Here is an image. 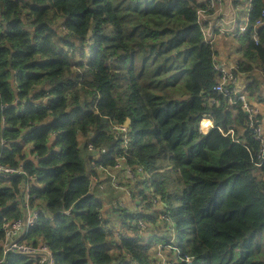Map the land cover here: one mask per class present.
<instances>
[{"label":"trees","instance_id":"1","mask_svg":"<svg viewBox=\"0 0 264 264\" xmlns=\"http://www.w3.org/2000/svg\"><path fill=\"white\" fill-rule=\"evenodd\" d=\"M209 4L208 0H119L115 5L113 0H0V119L5 120L3 135L7 140L2 163L11 167L22 165L27 174L29 206L40 211L27 239L44 242L52 251L55 264H63L70 256L78 257L71 245L80 236L78 231L65 235L72 231L76 221L69 222L68 214L55 210L60 202L57 197L63 193V199L70 201L89 182L90 178L81 172V148L96 145L105 137L102 127H91L94 113L89 107L93 100L89 88L93 87L94 70L109 73L110 80L124 79L132 102L146 99L150 111L132 121L135 136L163 142L172 152L186 148V168L196 158H202L205 149L222 133L225 142L238 135L239 129L230 126L233 113L241 124L250 122L242 102L235 96L223 113L212 105L213 101L227 104L228 99L213 90L218 81L216 61L213 46L208 42L211 39L205 38L199 20V14L214 12ZM263 12L264 0H251L248 26L237 37L241 57L236 61L234 75H244L249 80L243 91L249 103L254 98L261 99L259 88L264 86V23L256 24L264 19ZM90 24L97 29L91 45L84 37L68 38ZM105 29L114 34L108 35ZM70 50L79 59H71ZM109 55L114 66L106 62ZM210 106L213 110L209 116L220 119L221 127L210 129L208 135L198 140L193 125L200 123ZM243 136L251 147L259 148L251 127L244 129ZM20 140L31 145L27 157ZM231 143L237 147L235 140ZM111 152L110 148L99 158L88 155L86 161L109 167ZM232 167L234 162L220 167L205 160L192 168L188 186L178 193L180 208L176 214L188 212L205 192L211 193L208 207L214 212L223 208L226 182L216 178L225 176L224 169ZM25 180L21 175L8 179L0 176V241L3 220L21 217L18 201ZM90 196L77 202L76 208L91 205ZM53 210L54 214L48 216L47 212ZM74 215L83 219L86 213L78 211ZM227 215L231 218V213ZM201 219L207 221L213 216L205 214ZM220 219L219 223L225 222L223 217ZM91 232L102 240L101 229L93 228ZM183 235L184 232L178 239ZM222 236L219 231L215 233V238ZM125 243L131 245L134 241ZM65 246L69 251L59 250ZM242 247L251 250L242 253L240 260H236L235 246H231L222 256L204 253L195 260L185 257L183 264H264V255L255 254L256 249L247 243ZM104 251L113 249L104 242L93 245V255ZM4 261L33 264L28 258L13 254H6ZM72 264L83 261L74 258Z\"/></svg>","mask_w":264,"mask_h":264},{"label":"clouds","instance_id":"2","mask_svg":"<svg viewBox=\"0 0 264 264\" xmlns=\"http://www.w3.org/2000/svg\"><path fill=\"white\" fill-rule=\"evenodd\" d=\"M115 3H119V0H113V5ZM258 23H264V19ZM93 24L73 32L68 38L78 40L84 37L86 43L91 45L95 39L93 34L97 31ZM105 31L108 35L114 34L107 29ZM253 40H256L255 35ZM70 52L71 59H79L74 50ZM106 62L114 66L111 55ZM106 81L111 84V88H108ZM92 85L89 88L93 98L89 107L94 113L91 127H102L105 137L96 145L81 148V172L90 178L89 182L70 201L63 199V193L57 197L60 202L55 210L67 213L69 222L76 221L72 231L65 235L80 232L79 238L71 245L79 254L78 257L70 256L63 264H72L74 258L80 259L83 264H183L185 257L195 260L204 253L222 256L231 246H235L236 260H240L242 253L251 250L242 247L246 243L256 249L255 254L264 255V142L259 148H253L249 140L244 138V129L251 127L250 122L241 124L233 113L230 126L239 129L238 135L225 142V134L222 133L205 149L202 158H196L192 166L186 168V148L172 152L170 146L163 142L141 140L135 136L136 128L132 121L142 112L150 111V106L146 99H141L139 103L129 100V87L124 79L110 80L109 73L97 69L92 74ZM236 90L239 91V88ZM121 92L123 95H120ZM100 103L102 106L97 107ZM231 103L233 101L227 104L213 101L212 105L223 113L224 108ZM212 110L210 106L204 112L202 124L193 125L198 140L208 135L210 129L221 127L220 119L209 116ZM256 110L260 111L259 106ZM232 140L236 141L237 147H232ZM110 148L109 167L99 168L87 163L88 155L99 158ZM205 160L220 167L234 162V167L224 169L225 176L216 178L226 182L227 199L223 208L214 212L208 207L211 193L205 192L191 204L188 212L177 215V209L180 208L178 193L188 186L192 168ZM221 161L222 164L218 163ZM90 194L91 205L76 208L77 202ZM65 203L68 207L64 206ZM55 210L48 211L47 215H53ZM78 211L85 212V218L76 217L74 213ZM227 213H231V218ZM205 214L212 215L213 219L202 220ZM221 217L224 223H219ZM4 227L7 228V224ZM23 227V220H18L12 237L22 232ZM93 228L101 229L102 240L93 236ZM217 231L223 234L221 238H215ZM182 232L185 235L178 239ZM125 240L134 243L129 245ZM166 240H170L171 244L166 246ZM101 242L113 251L93 255V245ZM59 250L69 251V247Z\"/></svg>","mask_w":264,"mask_h":264},{"label":"built area","instance_id":"3","mask_svg":"<svg viewBox=\"0 0 264 264\" xmlns=\"http://www.w3.org/2000/svg\"><path fill=\"white\" fill-rule=\"evenodd\" d=\"M208 1L210 4L211 2H219V3L222 2V0H208ZM233 1L237 9H246V11H244V17H246V19H244L243 24L238 25V30L232 31V35L234 36L243 33L248 26V14H249L248 12L250 11L251 0H233ZM200 15L202 14H199V16ZM263 16H264V12H263ZM245 24L247 26H245ZM256 24L260 25L262 23L257 22ZM241 29H243V31H241ZM221 31L222 30H219V32ZM208 42L212 44V40H209ZM236 69H237L236 62L230 68L222 67L218 64H215V71L216 74L218 75V81L214 86L213 90L216 93L227 98L228 101H233L232 97L235 96L237 100L242 102V107L251 123L253 138L261 145V143L264 142V130L261 125L260 119L257 118L258 113L256 109L253 107L252 103H249L247 101L246 94H244L243 92H237L235 89V85L238 80L237 76L235 77L234 75V71ZM4 130H5V120L1 118L0 119V176L5 179H8V177H11L13 175H21L24 176L26 180L24 181L23 188L21 190L20 199L18 201V206L22 208L21 217L13 218V219H5L1 224V229L3 231V239L0 241V246L2 248L3 257L0 259V264H6L4 261L6 254L20 255L26 257L29 260H31L33 264H49L50 261L52 262V264H55L53 253L44 242L39 241L37 243H34L27 239V235L30 229L37 224L40 211H38V209H33L29 206V201L31 198L30 186L29 183H27V174L23 171L22 165H19L17 167H11L8 165H4L2 163L3 149L7 145V140L3 135ZM92 164L98 166L99 168H102V165L96 163L95 161H93ZM27 213H32V215L29 216ZM18 220H23L24 222L23 231L20 232L15 238H13L11 233L16 230L15 225ZM8 221H12V222L8 223ZM5 224H7V228L4 227Z\"/></svg>","mask_w":264,"mask_h":264},{"label":"crops","instance_id":"4","mask_svg":"<svg viewBox=\"0 0 264 264\" xmlns=\"http://www.w3.org/2000/svg\"><path fill=\"white\" fill-rule=\"evenodd\" d=\"M241 14L244 15V11H239L233 0H222L218 6L215 5L212 14L199 16L205 38L212 40L216 64L222 67L230 68L241 57V43L238 41V35H232V31L240 22ZM221 29L222 31L219 32ZM248 82L246 76L239 77L235 85V89L239 88V91H236L243 92ZM250 101L255 109L259 106L260 111H256L260 117L261 125L264 124V99L256 100L254 98Z\"/></svg>","mask_w":264,"mask_h":264},{"label":"rangeland","instance_id":"5","mask_svg":"<svg viewBox=\"0 0 264 264\" xmlns=\"http://www.w3.org/2000/svg\"><path fill=\"white\" fill-rule=\"evenodd\" d=\"M199 1H204V0H199ZM218 4H219V2H211V4H209V5H210V7H211L212 9H214V8H215V5L218 6ZM244 19H245L244 15L241 14V15H240V22H239L238 25L243 24V23H244ZM238 25L236 26V28H235L234 30H238ZM258 96H260L261 98L264 99V87H263V86H260ZM201 120H202V119H201ZM201 120H200V121H201ZM199 124H200V123H199ZM19 144L22 146V151H23V153L25 154V156L27 157L28 151L31 149V145H30L28 142L23 141V140H20V141H19ZM168 241H169V240H166V243H167Z\"/></svg>","mask_w":264,"mask_h":264},{"label":"bare ground","instance_id":"6","mask_svg":"<svg viewBox=\"0 0 264 264\" xmlns=\"http://www.w3.org/2000/svg\"><path fill=\"white\" fill-rule=\"evenodd\" d=\"M205 118H202V120L200 121V124H202V122L204 121Z\"/></svg>","mask_w":264,"mask_h":264}]
</instances>
